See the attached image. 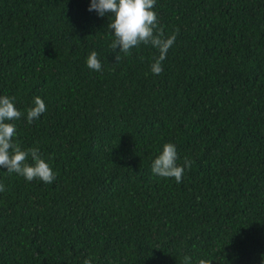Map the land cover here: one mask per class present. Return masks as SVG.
I'll return each instance as SVG.
<instances>
[{"label": "trees", "instance_id": "trees-1", "mask_svg": "<svg viewBox=\"0 0 264 264\" xmlns=\"http://www.w3.org/2000/svg\"><path fill=\"white\" fill-rule=\"evenodd\" d=\"M90 3L0 0V96L56 173L0 168V264H264V0H156L178 29L158 75L150 45L117 63ZM167 142L181 183L151 171Z\"/></svg>", "mask_w": 264, "mask_h": 264}, {"label": "clouds", "instance_id": "clouds-1", "mask_svg": "<svg viewBox=\"0 0 264 264\" xmlns=\"http://www.w3.org/2000/svg\"><path fill=\"white\" fill-rule=\"evenodd\" d=\"M156 0H91L89 11L95 10L100 17L108 16L107 29L112 36L111 49L117 63L121 53L131 54L133 48L141 45H150L156 49L158 55L153 56L150 71L160 74L163 71L162 62L166 59L169 49L175 42L178 29L171 35L165 33L164 27L159 23L157 13L153 10ZM87 67L93 71H102L98 53L93 50L86 58ZM15 98L0 96V168L8 173H15L26 181L40 180L51 184L56 173L43 157L38 147H22L17 139V126L15 121L25 116V113L15 106ZM47 111L44 100L36 96L32 105L26 109V120L32 124ZM176 146L167 142L154 158L151 171L162 178H174L177 183L182 182L185 168L191 167V160L184 158L183 165H179ZM5 191V186L0 183V192ZM83 264H92L91 258H86ZM183 264H191V258L184 256ZM198 264H212L211 260L199 259Z\"/></svg>", "mask_w": 264, "mask_h": 264}]
</instances>
